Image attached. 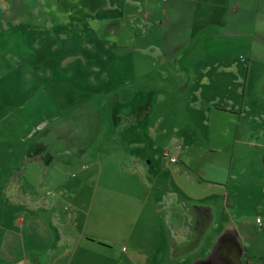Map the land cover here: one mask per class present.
<instances>
[{"label":"crops","instance_id":"1","mask_svg":"<svg viewBox=\"0 0 264 264\" xmlns=\"http://www.w3.org/2000/svg\"><path fill=\"white\" fill-rule=\"evenodd\" d=\"M100 1L105 8L102 5L99 10H104L107 16L115 12L112 18L116 26L107 24L97 35L91 18L87 27L82 21H63L57 8L46 7L43 0H0V81H6L5 77L13 71V57L19 58L23 73L27 60L58 52L61 39L64 43L83 39L90 53L94 36L96 41L108 45L116 43V65L112 68L116 67V74L126 76L118 84L116 100L120 99L121 92H147L140 106L144 107L143 111H135L129 102V109L122 110V114L113 113L117 123L121 118L131 128L121 132L116 127L114 136L119 141L126 140L128 145L123 150L126 157L119 165L130 168L140 177L141 210L151 204L149 198H152L153 205L160 206L162 219L157 222L150 215L146 219L151 224L142 223L138 227L140 217L132 223L129 239L133 238L136 252L144 248L142 264H256L258 261L264 264V159L261 158L264 147L255 153L264 132L250 131L247 126L248 120L261 123L264 109L259 101L252 108L244 102L246 79L252 68H256L255 61L260 55L252 44L249 60L253 62L244 63L243 75L238 60L243 55L237 53L238 49L231 50L233 44L248 40L250 21L256 32L264 34V29L258 28L259 21H264V0H251L249 6L246 0ZM29 17L37 25H32ZM13 27L27 30L38 27L36 45L30 49L28 35L23 39L16 34L17 30H11ZM109 32L116 33V39L110 40ZM14 43L20 44L19 54L12 53ZM100 57L108 60V56ZM4 59L11 63L3 69ZM226 72L234 76L233 83L222 78ZM169 77L172 85L166 82ZM235 84L240 101L202 102L204 89L222 85L231 91ZM0 91L6 92L7 85L0 84ZM154 97L162 114L151 120L146 116L153 111ZM31 103L16 102L27 106L23 105L14 116L10 108L0 116V122L10 124V128L13 123L32 124L24 135L11 129L0 135L1 145L7 141L13 145L6 153H21L25 158L20 168L15 169L12 160L8 166L11 171L0 174V264H87L78 259V248L93 251L95 239L103 238L99 233L102 230L78 232L66 222L70 214L62 218L58 211L51 215L46 210L47 198L39 188L46 179V163H51L56 155L42 141L45 133L37 125H44L51 119L46 116L56 117L58 113L40 110L41 102ZM7 104L14 103L0 102L1 107ZM47 104L54 106L55 102ZM85 104L88 108L91 106L90 102ZM253 110L260 111L261 117L259 113L256 117L250 115ZM97 117L100 123L101 111ZM142 124H145L143 128ZM169 127L172 132L168 135ZM179 143L182 147L177 150ZM156 147L165 157L163 163L159 152L154 151ZM166 149L176 154V161L169 160L164 154ZM2 153L6 154L5 149H0ZM44 154H48L45 159ZM247 158L260 172L254 178L261 179L256 185L248 180H231L236 166L245 172ZM164 170L169 171L167 176ZM214 170L221 171L222 177L210 179L206 175ZM12 188L20 193L15 194ZM239 195L257 200L261 209L256 217L262 236L259 242L240 232L237 237L234 230L237 223L231 208L236 206ZM50 204L58 206L57 201ZM141 237L145 239L142 241ZM222 244H225L221 249L223 254L216 251Z\"/></svg>","mask_w":264,"mask_h":264},{"label":"rangeland","instance_id":"2","mask_svg":"<svg viewBox=\"0 0 264 264\" xmlns=\"http://www.w3.org/2000/svg\"><path fill=\"white\" fill-rule=\"evenodd\" d=\"M26 1L35 2L36 0ZM246 1L249 6L251 0ZM43 2L46 7L57 8L61 15L60 19L63 21H82L81 23L87 27L89 18H91L96 26L97 35L106 29L107 24L113 23L116 26L112 18V14L115 12H110V15L107 16L104 10H99L103 8L102 5L105 8L104 3L100 0H43ZM29 22L33 23L32 25L38 23L36 20H32V17H29ZM248 27V40L243 44H233L231 50L238 49L237 53H242L243 57L238 56V60L242 64L239 71L244 75V63L253 62V60H249V53L251 45H255L260 58L254 60L257 66L252 68L246 79L244 102L249 108H252L255 105L254 102L259 101L264 109V34L254 30L253 21H250ZM37 28L31 27L27 30L24 27H13L11 30H17L16 34L23 39H25V35H28L30 40L28 45L31 49L36 45L34 42ZM258 28L264 29V21H259ZM76 30L78 31V29ZM13 35L15 36V31ZM109 37L110 40L116 39V33L109 32ZM88 39L90 41L91 38ZM245 39L246 37L243 36V40ZM60 41L61 48L58 52L47 53L38 59L27 60L23 64V73L19 66V58L11 59L14 66L13 71L5 77L6 81H0L1 85H7L6 92L0 91V102H13L14 104L0 106V116L10 109L14 116L23 105L27 106L26 104L18 105L16 102H30V105L33 104L31 102H41L40 110L57 111L56 117L46 116V119L51 118L49 122L37 125L39 130H43L42 133H45L42 141L56 155L51 163H46V179L42 187L39 188L47 198L46 210L48 209L50 214L53 211H58L62 218L63 216L68 217L70 214L68 217L70 219L66 222L69 227L78 232L85 233L88 229L93 228L101 229L105 233L104 236L102 231L99 232L102 233L103 238L95 239L97 243H95L96 248L93 251L81 249L79 246L77 257L83 263L142 264L145 262V256L142 253L144 248H141V252H136L133 238L129 239L132 223L140 217L138 227L142 223L151 224V220L146 219L150 215L159 222L162 220L159 214L160 206L153 205L152 198H149L151 204L141 210L142 204L138 201L142 195L141 191L139 192L141 189L140 177L130 168H123V166L120 168L119 165L126 157L123 150L128 148L127 141H119L114 136L116 127L121 128V132L130 131L131 128L125 126L127 122L122 121L121 118H119L121 121L117 123L116 115L114 116L113 113L122 114V110L129 109V102L135 111H143L144 107L140 108V106L142 102H145L147 92H121L120 99L116 100L118 84L126 77L116 74V67L112 68L116 65V43L108 45L100 40L96 41L94 36L92 53H90L89 46L83 39L76 43H64L62 39ZM19 45V43L13 44L12 53L19 54L20 49L17 48ZM219 47L225 48V45H219ZM79 53H82V56H79ZM101 55L108 56V60L101 59ZM9 62L10 60L5 61L4 59L3 69L9 67ZM156 77L160 79L161 75ZM222 78L231 83L234 80V76L230 72L223 74ZM166 82L168 85L173 84L170 77L166 79ZM10 85L11 88L8 90ZM233 87L230 89L231 91H228L227 87L228 90H226L222 85L204 89L202 102H208L210 99H213V102H230V99L240 101L241 95L238 92V87L236 84ZM47 102H55V105L49 106ZM85 102H90L91 106L88 108ZM152 102H154L153 111H150L149 116H146L151 120L162 114V109L155 103V97ZM83 103L84 105L79 107ZM74 104H77L78 107ZM172 110L176 117L174 106ZM99 111H101V121L97 123ZM258 113L261 117L260 111L249 112L254 117ZM261 119L262 122L258 124L255 119L248 120L249 130L264 132V116ZM11 125L10 128V124L0 122V135L10 129L13 133L24 135L31 129L30 125L32 124L20 122ZM144 125L140 126L143 128ZM167 129V134H171L172 129L170 127ZM12 146V143L7 141L5 144H0V149H5L6 153V150ZM262 147H264V138L261 146L255 148V153L258 150L260 153ZM119 149L122 150L121 153H119ZM157 149L154 148V151L159 152L161 163H163L165 157ZM261 158L264 159V153L261 154ZM24 159L21 153L0 154V174L11 171L12 168L8 166L11 165L12 160H14L15 169L20 168ZM234 161L237 165V160L234 159ZM262 162L264 163V160ZM251 166H254V169ZM246 167L245 172H240L237 166L234 168L232 182L242 179L254 182L256 185L257 180L260 182L261 179L260 177L254 178L260 172L256 165L250 163V160ZM164 172L165 176L169 173L168 170H164ZM206 175L210 179H216V177H222V172L208 171ZM226 175L227 173H225V177H227ZM11 191H14L15 194L20 193L16 188H12ZM238 197L236 206L231 208L237 223V226L234 227L237 237L241 233L251 239H258L259 242L262 236H260V226L256 222V217L260 214L261 209L257 200L241 195ZM56 201L58 206L52 207L50 203H56ZM141 239L143 241L145 238L141 237ZM122 246L124 247L122 248ZM124 248H127L126 251H123ZM123 259L124 262H121Z\"/></svg>","mask_w":264,"mask_h":264},{"label":"built area","instance_id":"3","mask_svg":"<svg viewBox=\"0 0 264 264\" xmlns=\"http://www.w3.org/2000/svg\"><path fill=\"white\" fill-rule=\"evenodd\" d=\"M176 146H177V147H176L177 150H178L179 148H181V144H177ZM164 154L168 156V158H169L170 161H176V159H177L176 154H174V153H170V151H169L168 149H166V150L164 151ZM257 221H260L259 218H257ZM256 264H263V262L258 261Z\"/></svg>","mask_w":264,"mask_h":264},{"label":"flooded vegetation","instance_id":"4","mask_svg":"<svg viewBox=\"0 0 264 264\" xmlns=\"http://www.w3.org/2000/svg\"><path fill=\"white\" fill-rule=\"evenodd\" d=\"M225 244H222V245H220V246H218V248H217V252H219V253H221V254H223V252L221 251V249L223 248V246H224ZM220 250V251H219Z\"/></svg>","mask_w":264,"mask_h":264},{"label":"trees","instance_id":"5","mask_svg":"<svg viewBox=\"0 0 264 264\" xmlns=\"http://www.w3.org/2000/svg\"><path fill=\"white\" fill-rule=\"evenodd\" d=\"M47 155H48V154H46V155L44 154V159L46 158Z\"/></svg>","mask_w":264,"mask_h":264},{"label":"water","instance_id":"6","mask_svg":"<svg viewBox=\"0 0 264 264\" xmlns=\"http://www.w3.org/2000/svg\"><path fill=\"white\" fill-rule=\"evenodd\" d=\"M215 250H213V253H214Z\"/></svg>","mask_w":264,"mask_h":264}]
</instances>
